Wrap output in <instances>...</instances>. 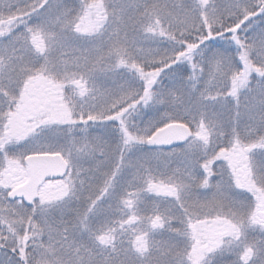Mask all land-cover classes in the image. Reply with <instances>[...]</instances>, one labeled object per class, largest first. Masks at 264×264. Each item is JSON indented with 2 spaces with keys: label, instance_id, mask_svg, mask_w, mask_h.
<instances>
[{
  "label": "snow or ice",
  "instance_id": "obj_1",
  "mask_svg": "<svg viewBox=\"0 0 264 264\" xmlns=\"http://www.w3.org/2000/svg\"><path fill=\"white\" fill-rule=\"evenodd\" d=\"M0 264H264V0H0Z\"/></svg>",
  "mask_w": 264,
  "mask_h": 264
}]
</instances>
